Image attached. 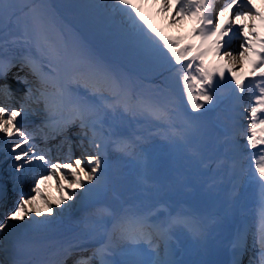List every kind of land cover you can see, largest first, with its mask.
<instances>
[{"label": "snow or ice", "instance_id": "snow-or-ice-1", "mask_svg": "<svg viewBox=\"0 0 264 264\" xmlns=\"http://www.w3.org/2000/svg\"><path fill=\"white\" fill-rule=\"evenodd\" d=\"M216 3L112 0L105 6L109 30L97 43L71 29V40H65L49 0H0V98L15 99L9 82L14 68H18L14 79L27 86L19 107L0 102L4 138L0 152L13 158L17 173L32 177L27 191L18 178V200L0 222V235L6 237L0 239V264H30L17 258L31 247L19 229L46 227L58 210L63 213L77 204L91 207L81 221L84 230L70 241L54 242L61 257L54 264H66L73 250L89 248L90 254L78 256L73 264H176L171 258L175 229L184 228L201 241L207 235L204 220L184 212L162 216L159 209L100 203L109 157L142 155L148 137L126 131L134 121L158 125L155 134L171 143L186 142L196 128L193 114L212 111L221 89H227L233 100L234 131L228 138L230 154L217 169L226 166L234 187L247 180L260 191L256 226L237 232L231 264H243L250 235L251 247L258 249V264H264V11L254 0H223L218 10ZM185 21L192 25L187 36L169 33ZM53 32L58 42H53ZM233 37L238 41L235 46ZM128 55L164 76L168 85L164 100L139 87L123 63L122 57ZM24 69L32 81L19 75ZM246 95L253 96L250 107L243 104ZM39 112L44 117L41 124L25 130L23 121ZM245 113L246 131L240 121ZM73 128L75 141L68 136ZM38 135L45 143L61 138L67 156L52 159L51 148L37 151ZM240 137L246 143L241 144ZM74 148L80 155H73ZM50 180L58 197L42 188ZM38 200L44 210L37 206ZM145 245L153 256L147 261L136 258V251ZM117 253L128 258L118 260ZM248 264H257V258L250 257Z\"/></svg>", "mask_w": 264, "mask_h": 264}, {"label": "bare ground", "instance_id": "bare-ground-1", "mask_svg": "<svg viewBox=\"0 0 264 264\" xmlns=\"http://www.w3.org/2000/svg\"><path fill=\"white\" fill-rule=\"evenodd\" d=\"M254 3H256V6L258 8H260L262 11H264V3H261L260 0H254ZM222 4H223V0H217L216 6H222ZM233 44H234V46L236 44H238V41L235 40V37H233ZM25 70L26 69H24L23 71H20L19 75L25 76L26 74L23 73ZM17 71H18V69L13 70L12 73L9 74V82L12 84V87H13V90L15 93V99L12 101H8V100H4L3 98H0V102H3L4 104H6L9 107H15V106L18 107L19 106L18 102H15V101H16V98H18L20 96V94H19L20 91H23V88L18 87V85L16 83H14L17 80L14 79L13 74L16 73ZM16 87L19 90L18 89L16 90ZM220 91L222 93L221 99H220V100H222V102L219 106L216 103L215 107L218 106L219 110H222L226 114L221 112L220 114L222 115V119H224V121L220 120V119H217V121H219L224 127L226 126L225 129L227 128L226 138H224V140H222V141L220 140V143L223 144V152L226 154H230L228 151V149L230 147V143H229L228 138L232 135L233 132L229 133L230 129L228 128V125L233 123L234 111H233V108L228 109V105L232 104L233 100H232L231 96L229 95L227 89H221ZM252 100H253L252 95H246L244 100H243V104L245 106L246 105L250 106L253 103ZM222 105H223V107H221ZM34 118H36V117L30 115L24 121H28V120H31ZM146 127L147 126H145V125H141V128H143L142 130L147 129ZM139 135H141V134H139ZM69 137L72 138L73 135L72 136L70 135ZM72 139L74 140V137ZM3 140H4L3 136L0 135V143H3ZM149 140L150 139L148 138L147 141H149ZM59 141H60V138H59ZM53 142H55V140H49L47 143H45L44 140L41 138V136H39L38 141L36 143L37 151L44 150L43 149L44 146L52 145ZM240 143L244 144V143H246V141L243 140V141H240ZM66 146H67L66 144L63 145V149H65ZM0 154H1L0 161L9 157V156H6L4 153L2 154V152ZM79 154H80V151L75 148V150L73 151V155L78 156ZM56 156L57 155H53V156H50V158L55 159V158H57ZM152 158H154V156H150V159H152ZM113 162L117 163L118 162L117 158H115L114 155L110 154L109 165H112ZM12 165H13V158L9 157V160L7 161V163L3 167H0V175L1 174L3 175V177L0 178V193L4 190L3 183H2L3 178L8 179L9 183H12L11 177H13L14 175L19 176V175L25 174V173H17V172H15L14 174H10L9 170L11 168H13ZM204 165H208V162L205 161ZM119 169H124V168L119 167ZM195 171L198 174H192V176H191L192 178H194V180H200V178H205L207 176L206 174L201 172L202 171L201 168H197V169H195ZM223 173H224V171H221V173L219 174V177H222ZM186 174L190 175V173H186ZM134 178H135L134 174H132L131 176H124V177L118 179L117 183L119 184V188H117V189L112 188L111 183L106 184L105 190L103 192L107 191L109 196L105 197L103 195H100V203L107 205V206L116 207V208H119L123 204H131V205H134L136 207H142V206H146L149 202L154 201L156 199V197L158 195H160V193H156V191L154 189L146 190L143 187V180H141V179L134 180ZM209 185L212 186L211 181L209 182ZM43 186L45 189H47V191H52L53 181L50 180L47 185H43ZM121 189H123V191H121ZM234 190H236V189L234 187H232L231 190H229L227 192H232ZM142 192H144L145 194L141 197H138V195ZM219 192L220 191L217 190L216 185H214V187H212V189L210 191V194L214 195V198L210 200V204L213 203L215 207H218L222 202L221 200L216 198V193H219ZM227 192H226V194H227ZM251 192H252V190L249 188L247 195L251 194ZM255 194L256 193L253 192V195H255ZM113 195L116 198H114V199L111 198V196H113ZM17 196H18V193H17ZM17 196L15 198L11 197L9 195L0 196V198H1L0 204L3 205V207H0V210L3 211V214L2 215L0 214V219L4 216V213L7 210L14 208L15 199L18 198ZM177 196L178 197L181 196V191H178ZM38 201H40V200H38ZM38 201H37V206L42 209L44 207L43 201L41 204H39ZM258 204H259V199H257V197H256L253 199V203H252L251 207H248V203L243 201L240 204H235L234 202H232V203L228 204L225 209L227 211L231 212L235 208H239L240 214L234 220H232V223L237 224L238 228L241 225H243V227H247L249 230H254V227H253V224L251 223V220L252 221L254 220L255 207H257ZM71 208L72 207L65 209L64 214L69 212V210ZM149 209H156V207L155 206H146L144 208V210H149ZM90 211H91V207H85L82 209L79 206V208L76 210V212L74 210V212H72V214H70V216L68 218L63 216L62 220L60 222H53L52 221L48 226L43 227V228H41V227L20 228L19 233L26 240L40 239V242H42L44 244L43 250H44L45 254L53 256V257H60V256L56 255L57 245L54 242L70 241L74 236L81 233L84 230V225L81 222L83 218L79 219V217L81 216L82 213H89ZM180 212L188 213L185 210H181ZM160 213L162 216H167V213L164 211H160ZM171 213L176 214L173 212H171ZM190 214L194 215V213H190ZM199 217H201L204 220L205 225H206V229H207L210 221L205 220L206 219L205 214H203ZM245 218L247 219V222L244 225ZM216 219L217 220L223 219V215H217ZM62 223H63V225H62ZM28 230H32V233L27 238V237H25V234H26V231H28ZM175 230H176V235L173 237V240L178 239V238H183L185 241H187L189 243L194 241V238L184 228H176ZM232 236H233V232L229 231L225 226H219L216 229V231L211 233L208 245L202 246L201 250H198V248L195 247V250H194V253L192 254V256L187 255V253L181 254V261L184 258L186 259V262L185 263L181 262V264H202V259L198 258V255L201 252L209 253V254H205V256H204V257H207L208 255H216V254L220 255L224 251H228L227 248H230L232 246V241L234 239V238H232ZM0 238H1V235H0ZM10 239H12V237H10ZM249 241H252L251 235L249 236ZM174 246H172V247H174ZM140 250H142V252ZM253 250H255V249H253ZM160 251H161V255L163 256L165 254L164 250L161 249ZM180 252H182V250L179 251L178 255H180ZM249 253L254 254V255L251 254V256L257 258V264H258V251H250ZM89 254H90V252H88V251L75 252V255H71L68 257L66 264H73V262L76 260V258L78 256H88ZM125 258L127 259L128 257H125ZM136 258L147 261V260L152 259L153 256L150 253V251L147 250V246L145 245L136 251ZM171 258L173 260H175V262L177 264V260L174 256H172V254H171ZM117 259L120 260L119 257H117Z\"/></svg>", "mask_w": 264, "mask_h": 264}, {"label": "rangeland", "instance_id": "rangeland-1", "mask_svg": "<svg viewBox=\"0 0 264 264\" xmlns=\"http://www.w3.org/2000/svg\"><path fill=\"white\" fill-rule=\"evenodd\" d=\"M72 1V0H70ZM103 2V4H101L102 2H100L98 5L99 7H101L103 9V14H104V19L99 21V25L98 28L100 29L99 32H97L96 34H101L100 39L98 42L101 41V39L103 38V34L105 32H107L109 30V25L111 24L110 18H109V13L107 8L105 7L106 5L110 4L112 2V0H101ZM218 10V9H217ZM157 24L160 23L159 18H156V20L154 21ZM91 23V22H90ZM192 25L190 21H185L184 24L180 27V29H169V33L170 34H179V35H185L187 36L190 29H191ZM80 34V33H79ZM72 38V34L71 31L69 30H65V40L70 41ZM14 51L16 52V54H22V50L19 49H14ZM126 60L128 62V64H131L133 66V68L137 71L140 72L141 75H145L148 76L147 78H151L152 76L155 77V81L153 83H150L151 85H157L158 86L156 88H149L148 91H145L151 95H153L154 97L164 100L168 93H167V88L168 85L166 84L165 78L163 75L160 74L159 70L154 69L153 67L149 66L146 63H141L140 61H138L134 56L132 55H128L126 56ZM134 70V71H135ZM130 72L132 75H136V72ZM141 78V77H140ZM142 79V78H141ZM139 87L143 90H145L143 88V84L139 83V80H136ZM218 106L221 104V102L219 101ZM218 106L214 107L212 111L204 113L203 115H199V114H193V122L196 124V128L194 129V131L190 132L189 135L187 136V140L186 142H184L183 144H179L181 142H176V143H171L169 140L164 139L161 135H156L155 133L157 132V128L158 125L152 124L150 126V133H152L151 136H149V133H141V135L143 136H149L150 140L145 142L142 145V155L140 156H121L117 153H112V155H114L115 158L119 159L120 162L117 165H114L115 168H117L118 166H125L131 162L132 164H136L138 162L137 159H141L143 161L144 156H143V150L147 149V148H152L155 150H157L156 154L159 152V150L161 149L162 145L164 144H168V148L167 149H162L161 152L162 154L160 156V161L164 162L165 164V169L170 171L172 168H176L175 170L178 171L179 173L172 174L171 180L168 183L163 184L160 175L155 173L153 171V164L154 162H150L148 163V166L144 169L141 168H137L134 169L131 166H127L125 172L126 173H130V172H134V171H140L141 170V177H144L145 180H149V183H152V181H156L159 182L157 183L158 186H156L155 188L160 191L162 188L167 187V190L165 193L162 194L161 197H159V202H160V206L158 209L160 210H167L166 212H171V210L173 209V196L175 195L174 192H172L173 188L174 190H177L176 188V180L177 179H183L182 183H181V187L183 188L184 186H186V188H184L182 190V199L185 200V204L188 207H190L191 210L196 211L198 213L201 212H206L209 214L208 218L209 219H213L214 215L218 214V213H222V211L224 210L225 205L231 200V199H226L222 205L217 209V210H213L212 212H210L209 210V203L206 201V204L204 206V208L201 211H197L194 207V203H193V199H192V194H193V186L192 184H194L197 187H200L203 194L205 195L204 199H210L211 197L208 196V193L210 192V186H206L205 181L208 182L210 179H213L217 176L216 173L214 175V172L218 171L217 168V163L221 160H227L226 154L224 153L223 150V144L220 143V140H224V138H226V130L225 127L219 122L217 121V119L223 120L222 119V115L220 114L221 112L226 114L225 112H223L222 110H219ZM223 107V105L221 106ZM233 108V103L228 105V109ZM184 111H189L186 107L183 109ZM247 117V113L244 114V118ZM244 121V122H243ZM243 121L241 120V127L243 129V125H245L247 127V123H249V120L246 118V120L243 119ZM139 121H134L132 123H137ZM244 126V127H245ZM228 128L230 129V132L234 130V124L231 123L230 125H228ZM228 129V130H229ZM126 131L131 132L129 130V127L126 129ZM139 131H136L135 134L137 135ZM139 135V134H138ZM244 138L240 137V141H243ZM177 146V148H176ZM55 148V152H57V148L56 146ZM67 151V149L64 150V153ZM245 151H247V149H245ZM135 159V160H133ZM131 160V161H129ZM158 160V159H157ZM156 160V161H157ZM204 161L208 162L207 166H204L202 168V172H204L205 174H210L211 176H209V179H206L205 181H198L197 183H194L193 181H191L189 178L183 177V175L185 174V172H187L189 170V172H195L194 169L198 168L200 164H202ZM144 163V161L142 162V164ZM214 169H212V168ZM222 169L226 170V166ZM166 170H164V172H166ZM216 170V171H215ZM175 171V172H176ZM227 171V170H226ZM116 176L117 174H119V172H115ZM122 174H124L122 172ZM227 174V172H226ZM228 175V174H227ZM135 179H138V175L135 173L134 174ZM20 178V177H19ZM185 178V179H184ZM27 179L30 180L31 182V175L28 174ZM112 179H110L106 173V182H110ZM24 181V180H23ZM216 184L218 185V180L216 181ZM43 186V185H42ZM239 188H241L243 194H245V202L249 203L252 199H253V192L256 194H260L259 188L255 183H242V184H238L237 185ZM144 187L147 188H153V186L151 185H144ZM220 187L222 189L224 188H229L230 186L228 184H226L225 182L221 181L220 182ZM15 188V187H14ZM114 188H117V185L114 186ZM248 188H250L252 190L251 194L247 195V190ZM178 189H181L180 187ZM53 192L54 194H51L49 192H47V195L50 196H54L58 197L60 195L59 192L56 191L55 187L53 188ZM240 191L237 190L236 192L232 193V197L235 199L236 197L238 198V193ZM242 194V196H243ZM240 195L239 199L242 197ZM179 200V198L177 199ZM163 201H165V203H162ZM183 207V206H182ZM248 207H251V205H249ZM45 208V207H44ZM44 208H42V210H44ZM76 209V207H75ZM72 211H74V207L72 209H70ZM70 210L69 212H67L66 214H70ZM180 209H175V211H180ZM258 208L255 207V214H254V220H251V223L253 224V226H256V222H257V214H258ZM4 219V218H3ZM227 219H229V217H227ZM246 221V219L244 220V222ZM2 222V220H1ZM221 225H225L229 230H234L236 228V225L234 224H229L227 225L225 223V221H218V226ZM229 253L231 255H233V251L232 248H229Z\"/></svg>", "mask_w": 264, "mask_h": 264}]
</instances>
